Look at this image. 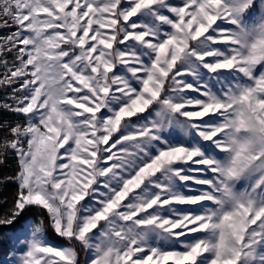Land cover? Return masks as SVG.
Segmentation results:
<instances>
[{
	"label": "snow or ice",
	"instance_id": "snow-or-ice-1",
	"mask_svg": "<svg viewBox=\"0 0 264 264\" xmlns=\"http://www.w3.org/2000/svg\"><path fill=\"white\" fill-rule=\"evenodd\" d=\"M0 264H264V0H0Z\"/></svg>",
	"mask_w": 264,
	"mask_h": 264
}]
</instances>
